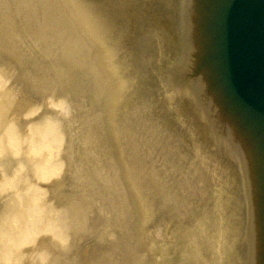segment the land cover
Instances as JSON below:
<instances>
[{
	"label": "bare ground",
	"instance_id": "6f19581e",
	"mask_svg": "<svg viewBox=\"0 0 264 264\" xmlns=\"http://www.w3.org/2000/svg\"><path fill=\"white\" fill-rule=\"evenodd\" d=\"M55 1L60 7L56 19L68 25L61 27L58 21L48 23L54 27L50 40L57 50L56 53L51 48L45 50L46 62L40 59L37 50L39 44H49V39L36 24L35 29L31 19L14 21L6 14L7 8L4 11L0 6V75L4 77L9 69L22 75L20 82L14 77L6 81L0 78V264H57L69 254L71 242L65 238L66 231L71 234L86 222L87 204L77 202L78 197H72L74 201L64 198L61 192L72 165L74 184L83 187L93 184L90 170L79 161L85 151L82 148L90 146L89 133L79 134L77 146L81 149L74 150L76 142L70 141V130L64 129L63 139L62 132L53 125L54 121L62 124L63 104L47 99L50 95L68 96L74 91L70 85L80 78L75 74L86 65V58L98 106L105 112L109 135L117 144L131 207L135 215L139 213V221L133 227L135 234L146 230L152 215L148 194L154 193L157 183L152 176L147 177L151 183L145 188L134 183L116 137L113 117L129 100L130 76L137 78L136 93L142 92V84L149 77L144 72L146 65L151 72L148 90L154 107L168 109L187 128L184 263L252 264L249 176L195 68L192 0H101L102 14L97 4L85 0ZM162 4L168 27L173 31L175 25L170 40L174 53L169 51L166 29L155 24ZM116 7L120 10L116 15L121 17L117 27ZM131 14L139 22L138 65L133 75H128L123 73L125 67L122 72L117 68L120 59L115 58V31L121 32V40L126 39ZM52 15L51 11L49 17ZM195 119L203 123L199 126L204 127V136ZM92 145L95 146L93 141ZM74 151L80 152V156L73 157ZM174 158L172 150L170 160ZM160 186L163 185L159 182ZM157 194L177 225L179 212L174 186L169 184L165 190L160 187ZM105 224L110 225L109 219ZM171 260L178 264L177 256Z\"/></svg>",
	"mask_w": 264,
	"mask_h": 264
},
{
	"label": "rangeland",
	"instance_id": "374dc122",
	"mask_svg": "<svg viewBox=\"0 0 264 264\" xmlns=\"http://www.w3.org/2000/svg\"><path fill=\"white\" fill-rule=\"evenodd\" d=\"M85 1L97 4L96 7L102 14L101 0ZM0 6H3L4 11L5 7L7 8L6 14L15 19L14 21L22 22L27 18L31 19L35 29L37 30L38 26L44 37L49 39V44H39L40 49L37 53L41 60L46 62L47 48H51L56 53L57 46L50 40L54 34V27L48 26V23L53 24L58 21L61 27H66L68 24L66 21L64 23L56 19L60 7L55 0H0ZM47 10H49L48 13ZM117 10L116 7L114 18L116 27L121 23L120 14L116 15L120 10ZM51 11L53 15L49 17ZM158 12L159 20L155 24L166 29L169 35V51L174 53L175 47L170 40L175 25L173 24V31L171 27H168L163 4L159 6ZM138 25L139 22L137 23L134 15L131 14L127 21L126 39L121 40L119 38L121 32L115 31L117 41L115 58L120 59L117 68L122 72L125 67L123 73L128 75H133L138 65ZM24 40L27 42L28 38L24 37ZM145 49H147V42ZM90 71L92 70L88 69L86 58V65L75 74L80 78L70 85L74 91L68 96L50 95L47 98L54 103L63 104L62 124L54 121L53 125L62 132L63 139L64 129L70 130V141L76 142L74 150L81 149L77 146L79 134L89 133L90 146L87 149H85L86 146L82 148V152L85 150L83 154L86 160L82 154L79 161L90 170V181H93V184L90 182L86 187L74 184L71 177L74 165L71 166L61 193L64 198L69 197L73 200L72 197H78L77 202L87 204L86 222L71 234L68 230L66 231L65 238L71 242L68 246L69 254L62 256L57 264H173L171 259L175 256H177L178 264H185L183 217L186 209L185 191L188 179L185 172L187 162L185 156L187 158L186 149L189 146L186 125L183 126L181 120L177 121V117L168 112V109L154 107L148 90L149 85L151 90L149 66L145 65L144 72L149 77H146V81L143 82L142 92H138L139 94L136 93L137 78H134L135 75L130 76L129 100L113 117L116 137L119 139L120 148L133 174L134 183L145 188L146 184L151 183V180L147 178L149 176L154 177L157 183L156 186L154 184V193L148 194L152 215L148 219L146 230L137 235L133 227L135 221L136 225L139 221V213L135 215L131 207L130 193L127 192L117 157V144L109 135L107 116L98 106L99 99L93 88ZM23 72L27 74V71ZM20 76L22 75L18 72L9 69L5 76L0 75V78L6 81L14 77L15 81L17 79L20 82ZM59 80L65 86L67 85L65 80ZM73 115L76 117L74 118ZM194 122L196 125L198 123V126L203 125L199 120L195 119ZM200 129L204 136L206 134L204 127L201 126ZM92 141L95 146L92 145ZM170 144L172 149H169ZM172 150L176 158L170 160ZM74 155L80 156V152L74 151L73 157ZM57 173L58 171L53 174V178L57 176ZM93 176L95 179L92 180ZM87 177H89L88 174ZM159 182L164 190L169 187V184L174 186L179 212L177 225H174L169 208L162 204L157 194L160 190ZM108 219L112 229L110 225L105 224V220ZM108 234L110 235L107 236Z\"/></svg>",
	"mask_w": 264,
	"mask_h": 264
},
{
	"label": "water",
	"instance_id": "95a60500",
	"mask_svg": "<svg viewBox=\"0 0 264 264\" xmlns=\"http://www.w3.org/2000/svg\"><path fill=\"white\" fill-rule=\"evenodd\" d=\"M195 68L252 193V264H264V0H192Z\"/></svg>",
	"mask_w": 264,
	"mask_h": 264
}]
</instances>
